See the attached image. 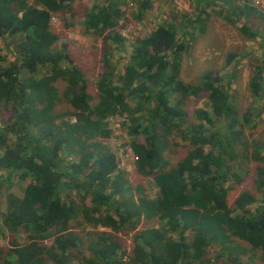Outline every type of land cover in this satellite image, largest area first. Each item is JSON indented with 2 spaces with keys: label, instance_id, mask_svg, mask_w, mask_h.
<instances>
[{
  "label": "trees",
  "instance_id": "16d2710c",
  "mask_svg": "<svg viewBox=\"0 0 264 264\" xmlns=\"http://www.w3.org/2000/svg\"><path fill=\"white\" fill-rule=\"evenodd\" d=\"M136 1L150 6L149 0ZM72 2L0 0V38L14 57L6 64L0 53V185L14 175L29 178L21 197L0 191V231L11 243L0 264H124L117 231L131 233V264H201L209 247L218 246L219 258L233 238L261 250L264 262V198L251 209L256 198L243 191L230 208L224 185L241 156L264 160V128L259 137L245 134L246 126L257 127L255 118L264 110V56L248 82L254 104L239 113L230 92L233 65L225 74L207 70L195 84L178 77L180 53L188 48L184 39L197 28V19L180 36L173 23L163 22L136 38L127 53L126 39L115 29L123 13L117 1L104 0L89 8L83 21L85 30L105 43V70L92 103L84 72L66 44L56 45L50 23L51 12L69 9ZM249 10L239 4L237 19L248 17ZM240 31L248 38L261 36L244 23ZM115 49L125 52L123 57L116 59ZM43 66L48 71L38 76ZM58 80L64 82L61 93ZM199 92L206 94L210 111L196 109L191 120L184 100ZM4 110L7 118H1ZM116 113L128 116L135 165L156 182L154 198L117 169L102 141L111 133L106 118ZM175 139L188 146L170 165L164 151ZM255 189H264L260 167ZM151 218L163 223L139 227ZM88 226L92 230H85Z\"/></svg>",
  "mask_w": 264,
  "mask_h": 264
},
{
  "label": "rangeland",
  "instance_id": "374dc122",
  "mask_svg": "<svg viewBox=\"0 0 264 264\" xmlns=\"http://www.w3.org/2000/svg\"><path fill=\"white\" fill-rule=\"evenodd\" d=\"M115 1L118 2L119 9L123 13L115 29L126 39L127 53L131 51V45L136 38L148 35L163 22L173 23L176 27V34L180 36L182 29L188 27V22L197 19V28L194 32L189 29V35L184 39L188 48L180 53L179 79L187 84H195L205 71L214 70L225 74L233 65L236 69V77L230 92L239 113H243L249 106L254 104V96L249 90L248 82L254 64L264 56L262 39L264 37V0H227V2L225 0H209L211 3L209 5L197 0H149L150 6L143 8L138 6L136 0ZM30 2L36 3V0H30ZM96 3H104V0H73L69 9L55 13L51 12L52 19H50L53 31L58 34L56 45L66 44L75 64L84 72L92 103L97 100V79L105 70L103 63L105 43L102 36L95 35L90 30H85L83 21L87 10ZM239 4L253 9L252 11L249 10L248 17L243 16L241 19H237L235 13ZM243 23L252 29H257L261 36L248 38L243 35L240 31V26ZM200 24L203 25V29L198 27ZM0 53L5 55L6 64L14 60L1 38ZM124 54L125 52H121L119 49L114 50L116 59L120 56L123 57ZM46 71H48L47 67L43 66L39 68L37 75L39 76ZM20 75L23 77L26 74L21 71ZM63 83L61 80L56 83L59 93L63 90ZM127 101L130 105L134 104L131 98H128ZM262 103H259V105ZM184 104L191 120L196 109L203 108L210 111L204 92L188 97L184 100ZM60 105L64 106V103H60ZM8 116L9 111L4 110L1 118H7ZM127 118L125 113H116L106 118L111 133L108 138L102 139V141L114 154L117 169L124 171L133 185H140L145 195L154 198L157 196L158 186L152 176L140 174L137 170L135 165L136 155L131 146L133 137L128 134L125 125ZM255 121H257L255 129L245 127L247 137H259L263 131L264 110L259 113L258 117L256 116ZM250 130L253 131V134L249 133ZM172 135L175 136L174 133ZM187 146L179 139L173 140L169 145V149L164 151L170 165L175 164L185 155ZM71 159L73 160V158L65 157L66 161ZM240 163V165L237 164L238 166H232L231 170L234 175L230 176L224 184L228 187L227 203L232 208L238 194L248 191L256 198V202L250 206L253 209L257 202H261V199L264 198V189L261 191L255 189L256 172L259 167L264 170V160L257 161L241 156ZM2 177H4V173L0 172V179ZM28 180L29 178L23 180L14 175L9 181L0 185V191L4 194L5 192L12 193L21 197L22 187ZM70 196L76 201H80L75 191L72 190ZM84 202L89 205V198H86ZM161 223L163 222L151 218L142 222L139 227L153 226L159 228ZM98 229L108 230L99 226ZM85 230H92V228L88 226ZM114 234L121 244L119 253L122 256V262L131 264V233L117 231ZM169 235L176 239V235L172 233H169ZM17 237L20 241L22 238L24 239L23 233L20 232ZM9 238L7 232L0 231V257L10 248ZM227 248L228 251H225L218 258L216 257L218 246L209 247L205 255V261L201 264H222L223 262L228 264H237V262L239 264H264L261 250L253 249L242 240L233 238ZM71 264L79 263L75 260Z\"/></svg>",
  "mask_w": 264,
  "mask_h": 264
},
{
  "label": "built area",
  "instance_id": "2783aa9c",
  "mask_svg": "<svg viewBox=\"0 0 264 264\" xmlns=\"http://www.w3.org/2000/svg\"><path fill=\"white\" fill-rule=\"evenodd\" d=\"M50 19H52V17H50Z\"/></svg>",
  "mask_w": 264,
  "mask_h": 264
}]
</instances>
